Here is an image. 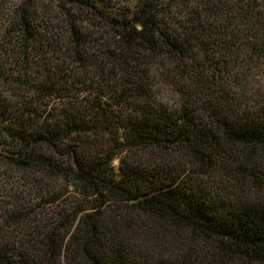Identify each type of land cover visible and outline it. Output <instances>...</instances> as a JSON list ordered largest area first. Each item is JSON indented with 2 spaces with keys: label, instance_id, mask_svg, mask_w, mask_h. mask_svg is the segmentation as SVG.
Masks as SVG:
<instances>
[{
  "label": "trees",
  "instance_id": "1",
  "mask_svg": "<svg viewBox=\"0 0 264 264\" xmlns=\"http://www.w3.org/2000/svg\"><path fill=\"white\" fill-rule=\"evenodd\" d=\"M7 4L0 264H264V0Z\"/></svg>",
  "mask_w": 264,
  "mask_h": 264
},
{
  "label": "rangeland",
  "instance_id": "2",
  "mask_svg": "<svg viewBox=\"0 0 264 264\" xmlns=\"http://www.w3.org/2000/svg\"><path fill=\"white\" fill-rule=\"evenodd\" d=\"M4 0H0V3H3ZM5 6V5H4ZM2 6V7H4ZM10 6L11 4H7V6H5V12L2 14L1 16L3 17L2 20H0V29L1 26L4 25V23H7L6 19V12H10ZM1 7V6H0ZM11 13V12H10ZM239 71V77L242 79V82H244V85L247 87V89H249V91L246 93L248 95L253 96V94H255V98L259 97L257 95H260L262 97H264V60L262 59H255V63L254 66L250 69H245L242 67H238L237 69ZM161 87L162 90L168 88L167 86H164L163 83H159V85H156ZM161 90V91H162ZM167 91V90H164ZM238 92H242V91H238ZM6 163L1 162L0 161V210H2L3 208H5L7 206V202H12V198L11 197H6L8 192V189H3L2 187L5 186L6 184L3 182L4 179L6 177H8L7 175V171L8 168L5 166ZM13 177H15V173H13ZM25 191V193H23V195H26L27 197H30V199L33 196V192H27ZM14 202V201H13ZM157 231V233L159 234V237H161V233H160V228L158 226L154 227ZM168 239H172L174 237H171V235H167ZM198 241L195 242V244H197ZM199 242L194 248H196L199 252L198 257L203 258V260L205 261L204 264H206V261L208 263L209 259V253L208 250H210L209 246L205 247L204 244H201ZM217 263H220L219 261H217Z\"/></svg>",
  "mask_w": 264,
  "mask_h": 264
}]
</instances>
